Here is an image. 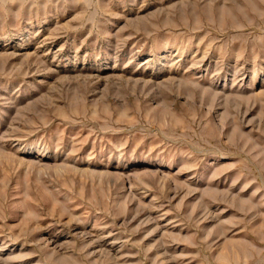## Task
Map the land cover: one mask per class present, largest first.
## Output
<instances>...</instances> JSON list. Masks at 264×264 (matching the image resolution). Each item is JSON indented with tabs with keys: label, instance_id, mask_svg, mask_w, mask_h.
<instances>
[{
	"label": "rangeland",
	"instance_id": "obj_1",
	"mask_svg": "<svg viewBox=\"0 0 264 264\" xmlns=\"http://www.w3.org/2000/svg\"><path fill=\"white\" fill-rule=\"evenodd\" d=\"M0 264H264V0H0Z\"/></svg>",
	"mask_w": 264,
	"mask_h": 264
}]
</instances>
